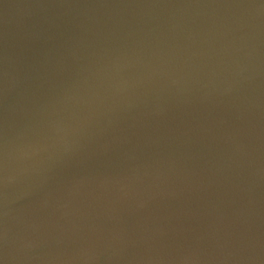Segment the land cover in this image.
Returning <instances> with one entry per match:
<instances>
[{"label":"water","instance_id":"1","mask_svg":"<svg viewBox=\"0 0 264 264\" xmlns=\"http://www.w3.org/2000/svg\"><path fill=\"white\" fill-rule=\"evenodd\" d=\"M0 264H264V0H0Z\"/></svg>","mask_w":264,"mask_h":264}]
</instances>
